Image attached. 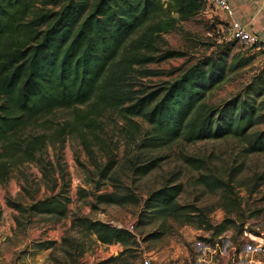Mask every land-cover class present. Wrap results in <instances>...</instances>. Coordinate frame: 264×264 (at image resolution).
<instances>
[{
  "label": "trees",
  "instance_id": "obj_1",
  "mask_svg": "<svg viewBox=\"0 0 264 264\" xmlns=\"http://www.w3.org/2000/svg\"><path fill=\"white\" fill-rule=\"evenodd\" d=\"M165 2L0 0V180L20 163L36 161L43 151L50 135L32 132V127L44 120L48 124L49 115L57 110L89 103L98 113L116 109L134 142L140 133L136 119L145 121L149 127L139 137V147L147 150L167 147L180 137L194 142L233 136L246 141L247 153L264 152V128L254 130L264 124V99L257 101L256 95L250 94L262 90L264 78L259 86L248 85L245 97L218 106L205 102L229 72L249 63L250 59L231 57L233 41L225 42L217 57L193 64L175 79L154 89L135 88V65L181 55L167 50L157 56L150 50L162 31L163 14L175 10L188 19L203 9L206 0ZM48 5L58 9L45 11ZM116 165L117 159L110 154L100 169L101 178L107 179ZM158 165V158L135 162L134 172L143 176ZM182 190V184L172 182L154 190L147 199L146 212L186 215L177 202ZM132 198L113 192L96 195L97 202L107 204L126 203ZM7 203L23 209L12 199ZM69 203L70 197L61 189L33 202L27 210L61 221L68 214ZM226 223L220 225L217 235L226 230ZM140 224H145L143 218ZM72 228L83 237L96 235L102 244L120 243L122 252L136 243V235L126 227L89 217H76Z\"/></svg>",
  "mask_w": 264,
  "mask_h": 264
},
{
  "label": "rangeland",
  "instance_id": "obj_2",
  "mask_svg": "<svg viewBox=\"0 0 264 264\" xmlns=\"http://www.w3.org/2000/svg\"><path fill=\"white\" fill-rule=\"evenodd\" d=\"M46 9L58 7L48 5ZM218 19L216 9L207 2L188 19L175 10L165 12L162 31L150 50L157 56L167 50L181 55L135 65V88L154 89L193 64L217 57L225 43L212 32ZM230 42L235 43L231 57L238 55L250 60L229 72L225 81L208 93L205 102L209 105L245 97L246 87L251 83L259 86V80L264 78V52L258 47ZM261 83L262 90L250 92L257 101L264 99V80ZM92 107L89 103L57 110L49 115L48 124L44 120L30 129L50 136L36 161L20 163L6 179L0 180V230L10 229L12 221L18 230L55 226L62 220L29 212L27 208L63 189L70 197L65 219L89 217L116 226L137 225L136 248H131L126 256L130 260L144 251L165 250L193 256L202 249L225 248L229 260L239 263L236 257L244 246L257 243L261 245L258 253L264 254V152L247 153L246 141L233 136L194 142L180 137L167 147L147 150L139 147V137L149 127L145 121L136 119L140 133L134 142L127 136L125 122L116 109L98 113ZM262 128L264 124L254 130ZM110 154L117 159V165L103 179L100 169ZM156 158L158 167L143 176L135 174V162ZM171 182L182 184L177 202L187 214L155 216L146 212L149 195ZM111 192L131 196L133 200L120 204L97 202L98 193ZM8 199L21 203L23 209L9 206ZM142 218L145 224H140ZM223 222H227L226 230L217 235Z\"/></svg>",
  "mask_w": 264,
  "mask_h": 264
},
{
  "label": "crops",
  "instance_id": "obj_3",
  "mask_svg": "<svg viewBox=\"0 0 264 264\" xmlns=\"http://www.w3.org/2000/svg\"><path fill=\"white\" fill-rule=\"evenodd\" d=\"M232 13L216 10L219 21H240L264 43V0H228ZM73 219H62L53 227L43 230H18L14 221L12 227L0 230V264H142L147 254L153 264H232L225 248L202 249L193 256L179 252L144 251L135 259H128L120 244H102L96 235L84 238L72 228ZM81 237V238H80ZM70 238H80L72 242ZM249 246L236 257L240 264H264V254L258 253L260 244ZM132 248H136L135 244Z\"/></svg>",
  "mask_w": 264,
  "mask_h": 264
},
{
  "label": "built area",
  "instance_id": "obj_4",
  "mask_svg": "<svg viewBox=\"0 0 264 264\" xmlns=\"http://www.w3.org/2000/svg\"><path fill=\"white\" fill-rule=\"evenodd\" d=\"M206 2L216 10H221L228 14L232 13L228 0H206ZM212 32H216L218 34V38L221 42L237 41L238 43L251 48L258 47L264 52V43L261 38L257 34L250 32L240 21H219L217 23H213ZM209 34L212 35L211 32ZM126 228L137 236L135 223H131ZM142 264H153L148 254L143 257ZM232 264L240 263L234 262Z\"/></svg>",
  "mask_w": 264,
  "mask_h": 264
}]
</instances>
